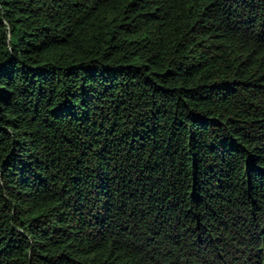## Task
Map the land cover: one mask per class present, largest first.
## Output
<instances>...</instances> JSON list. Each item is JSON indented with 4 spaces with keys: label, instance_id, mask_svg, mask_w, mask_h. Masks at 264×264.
Listing matches in <instances>:
<instances>
[{
    "label": "trees",
    "instance_id": "1",
    "mask_svg": "<svg viewBox=\"0 0 264 264\" xmlns=\"http://www.w3.org/2000/svg\"><path fill=\"white\" fill-rule=\"evenodd\" d=\"M0 264H264V0H0Z\"/></svg>",
    "mask_w": 264,
    "mask_h": 264
}]
</instances>
